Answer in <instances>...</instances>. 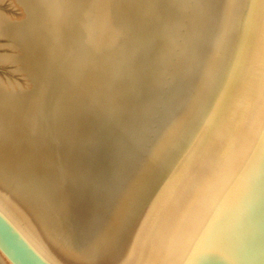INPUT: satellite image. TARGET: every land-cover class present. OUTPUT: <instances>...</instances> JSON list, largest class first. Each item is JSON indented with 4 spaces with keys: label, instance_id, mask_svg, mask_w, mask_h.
<instances>
[{
    "label": "bare ground",
    "instance_id": "bare-ground-1",
    "mask_svg": "<svg viewBox=\"0 0 264 264\" xmlns=\"http://www.w3.org/2000/svg\"><path fill=\"white\" fill-rule=\"evenodd\" d=\"M8 1L22 16L0 11V37L8 38L18 50L17 62L33 85L26 91L0 85V213L50 264H177L191 257L192 249L201 246L200 229L212 223L223 199L230 196L215 194L211 189L216 191L220 182H207L209 176L222 159V164L227 161L225 167L233 161L237 150L231 154L230 147L241 143L239 155L248 138V149L242 156L245 163L264 126V43L259 52L264 0H180L169 15L171 20L179 18L180 23L168 28L171 40L163 49L162 65L155 68L151 62L158 53L145 45L155 41L156 35L146 39L144 30L153 4L144 6L142 0ZM187 3L191 12L182 22ZM199 5L203 9L214 7L212 29L219 28V21L225 18L226 31L234 33L235 41L239 37L230 69L219 86V98L212 103L198 100L197 113L185 127L188 134L196 136L193 141L187 139L183 149L179 139L173 146L174 156L181 154L168 181H155L159 178L156 175L153 181H102L103 175L112 176L118 168L125 171L131 165L133 147L142 137L154 133L151 154L156 145L168 144L173 133L183 129H178V123L200 88V75L206 68L204 56L218 51V46L211 44L214 37L201 35L200 27H188V19ZM223 9H227V16ZM111 26L117 31L114 37ZM111 41L117 44L116 49L131 43L125 58L131 60L130 68H143L134 71V79L126 84L122 76L125 69L117 65L115 81L108 90V99L117 103V108L107 110L100 99L91 103L90 92L83 95L86 85L82 80L74 83V79L93 73L91 62L100 59L99 53ZM118 51L112 54H120ZM221 51L231 53L232 44ZM159 74L166 79L162 87L157 86ZM220 78L211 81L206 94H212ZM99 80L95 77L92 84ZM73 91L77 100L71 98ZM245 91L248 95L244 100ZM157 93L159 97L154 98ZM203 107L213 109L204 123ZM132 120L126 141L117 149L119 139L114 130ZM248 126V134L239 140ZM103 146L112 157L104 166L97 157ZM242 160L223 176L222 181L228 182L221 192L232 187ZM139 162L149 163L142 159L134 164ZM203 162L204 171L197 181H188ZM124 201L134 205L128 220L110 235L97 225L99 237L90 248L85 236L90 226L87 214L97 215L112 205L116 210ZM191 212L193 218L185 221ZM0 264H6L1 255Z\"/></svg>",
    "mask_w": 264,
    "mask_h": 264
},
{
    "label": "rangeland",
    "instance_id": "rangeland-1",
    "mask_svg": "<svg viewBox=\"0 0 264 264\" xmlns=\"http://www.w3.org/2000/svg\"><path fill=\"white\" fill-rule=\"evenodd\" d=\"M142 1H143L144 6L147 5L146 3H149L150 6L151 4H153L154 6L153 12L149 16V19H147V21L144 24L145 25L144 30L146 33L145 34L146 39L147 38L151 39V37L156 35V40L152 41L151 43L149 41L148 44L146 42L145 44L147 45H145V47L150 48L152 51H156V54L158 53V57H156V60L154 62H151L152 63L151 67L153 68H155L156 66L160 67L164 59L162 55L164 51L163 49L167 48L171 40L170 36L168 35V28L172 27L171 25L180 23L178 21L179 18L178 20H173V19H172L173 21L171 20L172 17L171 18L169 17L170 10L172 12L173 9L178 8L180 4V0H142ZM188 1L190 2V0ZM234 1L239 2V0H234ZM185 5L186 4H184L185 14L183 15L182 22L183 21L185 22L186 14L191 12V8H189V4L188 6H185ZM167 7H168V10H167ZM181 7H183V4H181ZM213 8L210 5L207 8L203 9L201 5H199L197 9H194L193 14H191L188 19V24H189L188 27H190V30H198L200 27L199 32L201 35H203L204 37H207V35H209L208 37L209 38L211 37L210 39L214 37V40H211V44H213V46H216V47L218 46L217 47L218 51L215 52V54L210 57L207 56L208 54L204 56V58H206L207 60L205 64L206 68L204 71L201 72V75H200V80H201L200 88L199 90L196 89V91H198L196 95L195 94L192 95V98H194L195 100L191 101L186 108L184 119L181 120L183 121L184 125H182L181 121L178 123V124L181 123L178 126V129L179 127L181 128L182 126H183L182 127L183 129H179V131L176 130L173 133V137L172 135L170 136L172 137L171 144H170L171 140L169 141L168 144H164L161 142L158 145H156V147L153 148L152 150L153 152L151 154H148V153L150 152L149 148L153 145L152 140H153L154 133H152L148 138L143 139L142 137V140H139L133 147V150H135V153L134 154L131 153V157H132L131 165L129 167H126L127 169L125 171L118 168V173H115V174L113 173L114 174V175L112 174L113 177L107 174L103 175L102 181H147V180L149 181V179H152L153 181V178H155L156 176H159V178L156 180L154 179L155 181H168V178L170 177L172 170L179 163V157H180L179 155L181 154L180 152V154L177 153L174 156L173 152H175L174 151L175 148H173V146L175 145L178 139H179V142H182L181 144V146L183 145L182 149L187 146L188 142H185L187 139L188 140L190 139V141L191 140L193 141V138L196 136V133H194V135H191L192 133L188 134L185 129L190 123V120H192L194 113H197L196 112L198 108L197 102L198 100H203V101L208 100V102L212 103L213 101H216L217 98H219L220 94L218 93V90H219V86L221 84L222 78L225 75H227L230 69L229 67L232 63V59H234L233 54L235 53L234 47H235L236 42L239 45V37H238V41H235L234 33L231 34V31L229 29H227L226 31V27H228V22L227 20H224L225 18L219 21L218 23L219 28L217 27L216 29H212L210 27V24L212 21L211 13H212ZM220 9H221V6H220ZM0 11L7 15L9 14V16H14L18 18L22 16V13L18 10V8L17 7L15 8L11 4V2L8 0H4V1L0 0ZM222 12L225 14L224 16L228 15L227 9L226 10L223 9ZM233 14H236L235 17H237V12L236 13L233 12ZM239 16H240V12L238 13V19H239ZM212 17H214V15ZM156 28L158 30H155ZM111 30L113 31L110 32L111 33L110 35L114 37L117 31L113 26H111ZM10 43L11 42L8 40V38L0 37V85L2 84L3 86L13 87L16 89L17 88L24 89L26 91L29 88H31L30 86H32L33 84H32V81L29 79V77H27L26 73L20 68L19 66L20 64L17 62V57H19L18 50H16L15 48H12V44ZM263 43H264V35L259 43V47H260L259 52L260 50H262ZM226 44H228V48L232 44L231 53H228V51H221V49L224 46L226 48ZM114 45L116 46L117 44L111 41L108 47H105L104 49H102V52L99 53L100 59L98 61H92V62L90 61L91 66L89 69L93 70V73L89 77L85 79H81L80 77V80H79V76H80L79 75L78 77L75 76V79H74V83H79V81L81 82L82 80L81 83L82 84L84 83V85H86L85 88L87 89H84L85 93L83 95L87 94V92H90L87 94V96L90 99L92 98L91 103L97 104V101H99L100 99V101H103L105 105L107 106V110L117 108V103L115 102L110 103L108 99L109 98V94H108L109 86L113 83V81H115L114 79L115 74L113 73V70L117 67V65L118 66L121 65V67L125 69L122 73V76H123V82L126 84H130L131 81L134 79L133 78L134 71H136L137 69L140 70L143 68L141 66H134V68H130L129 62L131 60L128 58H125V55L130 50L131 43L129 44V42H127L123 44L122 46L120 45L121 47L118 46L119 47L118 49L113 48ZM204 45L205 43L203 44V46ZM236 49H237V46H236ZM115 51L116 52L118 51L120 54H112V52H115ZM13 58L15 61L13 60ZM257 62L258 60L256 61V65L254 67L252 75L251 73L249 74V76L251 75L250 79L252 78L254 74V71L257 66ZM130 69H134V70H130ZM220 75H221V78L217 82L218 84L216 85V87H214L212 94L211 93L206 94V90L208 86L210 85L211 81L217 80ZM95 77L96 78L100 77L98 84H92V80ZM157 78L159 79V81L161 80L157 86L163 85L166 81V79L162 77L161 74H159ZM92 85H94L95 87L97 86L98 87L90 88ZM248 89L249 87H247V91H249ZM247 91H245L244 100L247 98V95H248ZM190 92H194V89L190 90ZM71 95H72L71 98L73 100L78 99V96H77L78 94L74 93V91L73 93H71ZM159 95L160 94L157 93L154 98H158ZM95 96L96 98H93ZM242 102L243 101H241L240 103L242 104ZM212 110L213 109L209 107L204 108V111H202L203 112L202 120L204 118L203 123L206 121V118L208 117V115L210 114ZM96 113L97 112H95V114H93L92 116L94 117L95 115H97ZM236 113H235V116H236ZM130 125H134V120L130 121V123L128 124H123L119 127V129L114 130V135L116 136L117 139H119V141L117 142V149H120V147L123 146L124 142L126 141L125 136L131 127ZM78 127H81V124H79ZM184 130L186 132H184ZM188 132H190V130ZM132 144H134V142ZM104 149L105 148L103 146L101 148V151H99V154L97 155V157L102 160V166L105 165L106 161L112 158L111 152L108 153V149H105V150ZM125 154L126 153H122L123 156H125ZM128 156L129 154L126 155V157ZM142 159H146L147 161H149V163L145 162V164H143V162L142 163L139 162L138 165L134 164L138 161H142ZM150 162H153V163H150ZM149 164L151 166H149ZM204 166H205V162L202 163V167L197 168L195 171L192 172L193 177L191 175L188 181H197V178H198L197 176L199 173H203ZM151 172H152V176L150 175ZM132 193L134 194V191H132ZM131 206L134 207V205H130V203H125L124 201V203L119 205L116 210H114L115 206L112 205L111 207L106 208L105 210L101 209L97 213V215H89L90 213L87 214L89 216V218L87 217L88 225L90 226L88 230L86 229L85 236L88 238V244L90 248H92V246L95 245L93 240L95 241L96 238L99 237L98 231L101 230L100 227L105 230H109L108 232L109 235L111 234L110 232L117 231L118 229L120 230L122 228V226L128 220L129 214L130 213L132 214V212L129 211ZM97 225H99L100 227L99 226L97 227Z\"/></svg>",
    "mask_w": 264,
    "mask_h": 264
},
{
    "label": "water",
    "instance_id": "water-1",
    "mask_svg": "<svg viewBox=\"0 0 264 264\" xmlns=\"http://www.w3.org/2000/svg\"><path fill=\"white\" fill-rule=\"evenodd\" d=\"M248 131L249 126L239 140ZM259 136L245 163L242 156L248 149V138L244 150H241L242 154L238 155L241 143H236L229 149L232 150L231 154L234 149L237 150L233 161L225 167L227 161L222 164V159L212 177L209 176L207 182H220L216 191L214 187L211 189L215 194L230 196L223 199L222 207L211 220L212 223L199 230L200 237L202 235L200 248L194 247V254L177 264H264V126ZM241 160L243 162L232 181V187L226 193L221 192L228 182L222 181L223 176ZM192 218L191 212L186 215L185 221H191ZM0 255L6 264H50L1 213Z\"/></svg>",
    "mask_w": 264,
    "mask_h": 264
}]
</instances>
